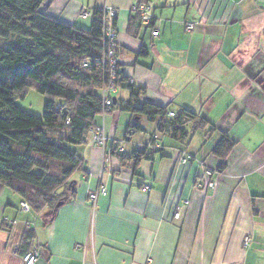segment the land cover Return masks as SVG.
I'll return each instance as SVG.
<instances>
[{"label":"crops","instance_id":"0c3cea01","mask_svg":"<svg viewBox=\"0 0 264 264\" xmlns=\"http://www.w3.org/2000/svg\"><path fill=\"white\" fill-rule=\"evenodd\" d=\"M138 4L153 9L149 27L130 25ZM109 8L118 14L121 72L146 89L143 100L210 124L191 126L181 143L143 120V132L127 140L129 112L98 116L106 145L90 133L77 148L84 164L70 179L75 194L56 212L26 211L0 188V264H24L28 231L36 264H264V0H45L41 10L89 30L92 19L81 13ZM111 97L129 100L124 90ZM225 136L234 148L219 172L213 149ZM114 148L147 157L134 171ZM101 185L108 195L93 206L88 196Z\"/></svg>","mask_w":264,"mask_h":264},{"label":"trees","instance_id":"16d2710c","mask_svg":"<svg viewBox=\"0 0 264 264\" xmlns=\"http://www.w3.org/2000/svg\"><path fill=\"white\" fill-rule=\"evenodd\" d=\"M44 2L0 0V188L17 194L35 213L49 209L53 214L59 203L75 194L70 179L84 164L77 148L87 143L98 116L117 107L129 112L127 140L143 132V120L157 123L160 135L181 143L189 142L191 126L204 128L210 123L189 110L171 118L167 108L143 100L146 89L122 74L117 50L114 65L108 58L104 9L92 12L91 27L84 30L43 13ZM133 14L130 25L135 21L142 25L140 13ZM111 88L127 91L129 100L118 105ZM28 90L48 100L41 117L17 105ZM233 148L227 136L214 147L222 161L219 172L226 169ZM111 154L123 165L133 163L134 171L147 157L115 148ZM33 238L32 231L25 234L22 256Z\"/></svg>","mask_w":264,"mask_h":264},{"label":"built area","instance_id":"2783aa9c","mask_svg":"<svg viewBox=\"0 0 264 264\" xmlns=\"http://www.w3.org/2000/svg\"><path fill=\"white\" fill-rule=\"evenodd\" d=\"M133 11L139 12L141 15V23L142 25H145L147 27H149L153 20H154V16H153V9L150 5L148 4H138L134 7ZM81 17L84 19L87 18H91L93 17V13L88 11V10H84L81 13ZM118 14L117 11L115 9L109 8V9H104V16H103V21H104V36H105V41L108 43L109 45V50H108V58L110 59V62L112 65L115 64V56H116V50H117V29L114 26V21L117 19ZM194 29V26L192 25H188L187 26V30L188 31H192ZM153 36L154 37H158L159 36V31H155L153 32ZM115 77L113 76V79ZM110 93L115 91V89L111 88L109 89ZM105 103L107 106H111L112 105V100L111 98L106 97ZM169 116L171 118L175 117L176 114L173 112L169 113ZM91 133L93 134V143L95 145H99L102 147H105L106 145V138L102 132V130L100 128H95L94 130L91 131ZM180 164H186L187 163V158H185V156H181L180 160H179ZM209 187L213 188L215 185L214 183H209L208 185ZM146 191H150V188H145ZM108 189L105 185H101L99 186V188L94 191L91 192L88 196V199L90 201V203L93 206H96L97 201L100 197H105L108 195ZM21 207L23 209H25L26 211H30V207L28 206L27 203L22 202L21 203ZM177 218H179V214L176 215ZM252 236L251 235H246L244 240H243V247L244 248H249L252 244ZM23 257V262L24 264H36L41 255H40V251L39 249H34L30 252H28L27 254H25Z\"/></svg>","mask_w":264,"mask_h":264},{"label":"rangeland","instance_id":"374dc122","mask_svg":"<svg viewBox=\"0 0 264 264\" xmlns=\"http://www.w3.org/2000/svg\"><path fill=\"white\" fill-rule=\"evenodd\" d=\"M47 98L35 90H28L23 98L18 99L17 105L24 111L41 117L44 113L45 105L47 103Z\"/></svg>","mask_w":264,"mask_h":264},{"label":"water","instance_id":"95a60500","mask_svg":"<svg viewBox=\"0 0 264 264\" xmlns=\"http://www.w3.org/2000/svg\"><path fill=\"white\" fill-rule=\"evenodd\" d=\"M63 205H64V202L59 203V204L57 205V207H56L55 212H56L61 206H63Z\"/></svg>","mask_w":264,"mask_h":264}]
</instances>
